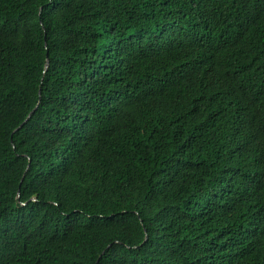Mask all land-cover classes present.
Instances as JSON below:
<instances>
[{"label":"trees","instance_id":"16d2710c","mask_svg":"<svg viewBox=\"0 0 264 264\" xmlns=\"http://www.w3.org/2000/svg\"><path fill=\"white\" fill-rule=\"evenodd\" d=\"M0 264H264V0H0Z\"/></svg>","mask_w":264,"mask_h":264},{"label":"water","instance_id":"95a60500","mask_svg":"<svg viewBox=\"0 0 264 264\" xmlns=\"http://www.w3.org/2000/svg\"><path fill=\"white\" fill-rule=\"evenodd\" d=\"M47 66H48V62H47ZM34 111H35V109H33V110L31 111V113H33ZM31 113H30V114H31Z\"/></svg>","mask_w":264,"mask_h":264}]
</instances>
